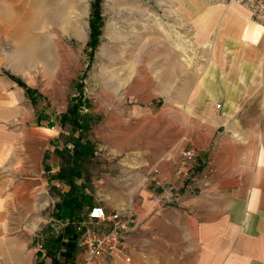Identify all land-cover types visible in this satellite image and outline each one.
<instances>
[{"label":"rangeland","instance_id":"obj_1","mask_svg":"<svg viewBox=\"0 0 264 264\" xmlns=\"http://www.w3.org/2000/svg\"><path fill=\"white\" fill-rule=\"evenodd\" d=\"M203 1L102 0V35L92 55L88 43L95 0L0 2V76L17 78L39 93L36 106L20 95L24 124L32 129L30 117L37 111L50 118V130L34 128V134L39 132L42 147L55 136L59 167L73 136L69 127L61 126L60 116L84 82L90 125L86 140L95 153L83 170L91 179L95 204L107 212L119 201V191H130L124 181L131 170L142 172L147 159L168 160L190 147L187 128L198 117L192 93L211 62L195 26L206 11ZM181 123L183 131L176 127ZM45 188L48 193L32 201L24 197L18 210L9 211L13 219L4 236L15 243L13 252L0 253V264L39 263L37 253L41 246L45 251L56 233L54 206L61 190ZM33 202L37 211L31 215ZM20 246H25L23 253ZM0 248L6 249L4 241ZM124 255L113 264L149 263L144 254L136 262Z\"/></svg>","mask_w":264,"mask_h":264},{"label":"crops","instance_id":"obj_2","mask_svg":"<svg viewBox=\"0 0 264 264\" xmlns=\"http://www.w3.org/2000/svg\"><path fill=\"white\" fill-rule=\"evenodd\" d=\"M201 3L206 11L195 26L211 62L192 93L198 117L187 128L190 147L185 150L193 149L195 156L147 159L142 172L131 170L124 181L130 191H119V201L109 207L130 208L137 216L124 251L135 262L144 254L147 264H264V27L242 7ZM21 94L31 106L38 104V92L24 94L18 83L0 76V245H6L0 253L5 255L15 243L4 236L13 219L9 211L18 210L24 197L32 201L48 193L45 185L53 191L61 188L55 211L68 191L60 176H70L68 155L56 166L60 153L55 136H49L43 149L39 132L34 134V128L50 130L45 112L30 117L32 129L24 124ZM216 102L220 113L213 108ZM61 119V126L69 127ZM176 127L183 131L182 123ZM66 149L71 151L72 143ZM152 170L157 173L146 180ZM83 174L92 193L91 179ZM158 198L165 202L158 204ZM30 211H37L34 202ZM66 224L55 221L54 235ZM17 249L23 253L25 246ZM45 261L52 263L51 258ZM81 263L77 243L73 264Z\"/></svg>","mask_w":264,"mask_h":264},{"label":"trees","instance_id":"obj_3","mask_svg":"<svg viewBox=\"0 0 264 264\" xmlns=\"http://www.w3.org/2000/svg\"><path fill=\"white\" fill-rule=\"evenodd\" d=\"M102 0H95L94 14L91 24L89 49L92 55L100 44V8ZM13 81L23 87L27 94L36 92L27 87L21 80L11 77ZM84 82L78 84V91L69 103L68 110L62 115L61 122L69 126L72 131V150L68 152L69 178L61 175L60 180L65 181L68 191L61 194L60 202L54 211V218L58 226L66 224L62 230L54 235L50 244L45 246V253L38 252L40 259L38 264H44L46 258H51V264H73L75 251L79 239L76 231V223L86 219L88 212L94 207V197L89 189V180L84 177L83 164L94 156V146L86 140V134L90 130L89 120L84 110L89 109V102L84 93ZM36 102V100H33ZM87 113V112H86Z\"/></svg>","mask_w":264,"mask_h":264},{"label":"built area","instance_id":"obj_4","mask_svg":"<svg viewBox=\"0 0 264 264\" xmlns=\"http://www.w3.org/2000/svg\"><path fill=\"white\" fill-rule=\"evenodd\" d=\"M224 3L227 6H239L244 8L251 18L264 27V0H210ZM218 108L220 106H217ZM186 160L195 156L193 149L182 152ZM157 170L149 172L145 179L148 180ZM181 171L177 173V179L181 178ZM144 179V180H145ZM158 204L165 202L164 198L156 200ZM137 216L130 208L107 212L103 207L95 205L87 214L86 219L76 223V231L79 234L78 248L81 264H98L100 261L111 262L120 259L126 249L127 236L136 225ZM96 226H105L97 229ZM40 252L45 253L41 246Z\"/></svg>","mask_w":264,"mask_h":264},{"label":"bare ground","instance_id":"obj_5","mask_svg":"<svg viewBox=\"0 0 264 264\" xmlns=\"http://www.w3.org/2000/svg\"><path fill=\"white\" fill-rule=\"evenodd\" d=\"M236 6V5H235ZM142 180H144V179H142ZM93 208V207H92Z\"/></svg>","mask_w":264,"mask_h":264}]
</instances>
